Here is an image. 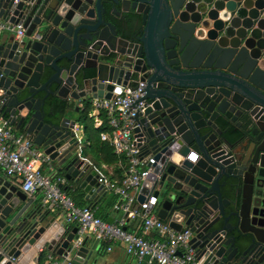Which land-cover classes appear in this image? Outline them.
Returning <instances> with one entry per match:
<instances>
[{"label":"water","instance_id":"obj_1","mask_svg":"<svg viewBox=\"0 0 264 264\" xmlns=\"http://www.w3.org/2000/svg\"><path fill=\"white\" fill-rule=\"evenodd\" d=\"M0 18L26 28L0 34V114L86 200L103 188L71 101L146 81L135 136L155 163L138 201L192 231L199 264H264V0H0ZM77 233L0 174V264H93L98 239L76 248Z\"/></svg>","mask_w":264,"mask_h":264},{"label":"built area","instance_id":"obj_2","mask_svg":"<svg viewBox=\"0 0 264 264\" xmlns=\"http://www.w3.org/2000/svg\"><path fill=\"white\" fill-rule=\"evenodd\" d=\"M5 31L15 32L19 39L26 34V28L21 23L0 18V34ZM135 82L134 86L125 88L123 93L114 98L96 97L91 104L95 110L103 111L109 120L111 130L101 133L102 140L108 141L114 153L121 155L127 162L120 180L111 179L95 168L99 185L120 199L116 208L123 212L121 220L110 222L99 217L93 207H78L63 190L66 178L58 173L53 161L36 149L33 139L27 133L18 132L11 120L1 114L0 174L17 178L26 196L40 194L47 211L60 210L67 223L76 224V248L84 237L92 233L98 240L120 241L125 253L139 261L145 260L150 264H199L196 252L189 243L193 237L192 231L189 228L177 231L170 221L153 214L152 207L157 205L153 195L141 202L137 199V193L152 171L155 159L143 152L135 136L137 114L148 105L145 99L146 81L137 79ZM137 219L142 220L145 232H156L157 236L146 237L125 229L127 221ZM48 260L51 264H75L70 256L56 258L51 253Z\"/></svg>","mask_w":264,"mask_h":264},{"label":"crops","instance_id":"obj_3","mask_svg":"<svg viewBox=\"0 0 264 264\" xmlns=\"http://www.w3.org/2000/svg\"><path fill=\"white\" fill-rule=\"evenodd\" d=\"M5 34H8V31L3 32ZM72 103L70 104L71 108L67 112V116L71 117L72 119H76L78 121L77 127V133H78V138L81 140V148H80V157L83 160H86L89 162L90 165H92V168H98L102 172H104L109 178L111 179H116L120 180L126 170V165L127 162L125 159L121 158L120 155H117L116 161L107 163L102 160L101 154L98 151L99 145L96 148V145L94 142H90L86 136L84 126L80 122V113L83 110V104L82 102L78 101H71ZM92 103V100H91ZM92 106V105H91ZM78 108V111L75 110V108ZM58 110V107H55ZM99 115V111L95 110L93 107L91 109L90 116L94 117L95 120V127H98L100 124L99 122L101 121ZM16 128V127H15ZM18 132H23L22 130L16 129ZM102 139V138H101ZM94 145V148L93 146ZM96 148V149H95ZM110 158V157H109ZM55 165L57 171H58V166L56 162H53ZM96 170V169H95ZM62 176H65V174H62ZM7 180L11 181L14 184H17L19 189L20 183L17 178L13 177H7ZM63 190L65 191L66 194H68L74 203L78 207H90L94 208L96 211V214L101 217L104 220H111L113 222H117L123 218V212L121 211L120 208H116V205L120 202V199H118L117 195H115L112 191H108L103 189V191L99 194H97L92 201L86 200V194L84 190L80 188V183H77L73 179H68L66 178V182L62 185ZM140 193L138 191L137 195ZM31 200L32 205L35 206H40L42 210L46 213H48L49 218L55 217L56 221L60 222L61 224L66 226V230L69 232L71 231L76 224H71L67 223L64 218V213L60 210H46L44 205L42 204V198L40 194H36L34 197H28L26 196V200ZM23 201H20L17 205V207L13 210L11 215L7 218L10 219L12 218L18 210L22 207ZM153 214L157 213V207L152 209L151 211ZM125 229L129 232L132 233H139L142 234L146 237H156L157 233L156 232H145L142 229V220L137 219V220H129L126 222ZM95 235L92 233H89L86 237H88L87 245L90 248L96 239L94 237ZM96 250L94 251V263L93 264H150L147 261H139L136 258L129 256L125 253L123 245L120 243L118 240H113V241H106V240H98ZM40 253V251L38 252ZM52 254V253H51ZM54 255L56 258H58L57 255ZM51 264V263H50ZM153 264H158V263H153Z\"/></svg>","mask_w":264,"mask_h":264},{"label":"trees","instance_id":"obj_4","mask_svg":"<svg viewBox=\"0 0 264 264\" xmlns=\"http://www.w3.org/2000/svg\"><path fill=\"white\" fill-rule=\"evenodd\" d=\"M51 100L52 102L57 101L56 99H51ZM91 104H92L91 101L86 104H83V110L80 113V122L84 126L86 136L90 142L91 141L94 142V144L96 145V148L99 145L98 151L100 152L102 160H104V162L110 163V162L116 161L115 159H117V157L115 156L116 154L113 151L114 149L113 146L108 141H103L101 139L102 132L111 130V127L109 125V120L103 111H99L98 116L101 119V124L98 127H95L94 117L90 116L91 109H92ZM92 146L94 148V145ZM58 173L60 175L63 174L61 172H58ZM42 255L44 259H46L47 253L43 252Z\"/></svg>","mask_w":264,"mask_h":264},{"label":"flooded vegetation","instance_id":"obj_5","mask_svg":"<svg viewBox=\"0 0 264 264\" xmlns=\"http://www.w3.org/2000/svg\"><path fill=\"white\" fill-rule=\"evenodd\" d=\"M238 121H239V120H238ZM238 121H236V122L233 123V127H234V128H241V127L238 126V123H239ZM14 126H15V125H14Z\"/></svg>","mask_w":264,"mask_h":264},{"label":"clouds","instance_id":"obj_6","mask_svg":"<svg viewBox=\"0 0 264 264\" xmlns=\"http://www.w3.org/2000/svg\"><path fill=\"white\" fill-rule=\"evenodd\" d=\"M191 159H192L193 161H195V159H196L195 155H193V156L191 157Z\"/></svg>","mask_w":264,"mask_h":264}]
</instances>
